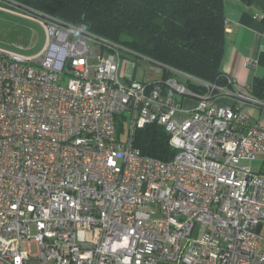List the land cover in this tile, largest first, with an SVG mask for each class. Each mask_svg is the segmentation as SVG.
<instances>
[{"label":"built area","instance_id":"2783aa9c","mask_svg":"<svg viewBox=\"0 0 264 264\" xmlns=\"http://www.w3.org/2000/svg\"><path fill=\"white\" fill-rule=\"evenodd\" d=\"M0 9L47 33L33 56L0 48V264H264V173L242 162L264 156V98L183 73L200 87L137 80L130 64L124 83L119 43ZM151 123L172 159L134 145Z\"/></svg>","mask_w":264,"mask_h":264},{"label":"trees","instance_id":"16d2710c","mask_svg":"<svg viewBox=\"0 0 264 264\" xmlns=\"http://www.w3.org/2000/svg\"><path fill=\"white\" fill-rule=\"evenodd\" d=\"M17 1L175 69L176 72L164 68V77L183 73L211 83L229 84L221 70L226 41L224 0ZM187 84L193 89L200 87L190 79ZM248 89L264 98V76L256 78ZM118 121L121 131L120 118ZM133 141L143 154L162 160H170L176 153L170 135L156 123L138 128Z\"/></svg>","mask_w":264,"mask_h":264},{"label":"crops","instance_id":"0c3cea01","mask_svg":"<svg viewBox=\"0 0 264 264\" xmlns=\"http://www.w3.org/2000/svg\"><path fill=\"white\" fill-rule=\"evenodd\" d=\"M224 4L226 41L221 70L233 82V85H226L228 89L244 90L256 78L264 76V0L249 3L224 0ZM247 58L255 61V65L245 66ZM186 101L189 107L196 104L192 99H184V103Z\"/></svg>","mask_w":264,"mask_h":264},{"label":"rangeland","instance_id":"374dc122","mask_svg":"<svg viewBox=\"0 0 264 264\" xmlns=\"http://www.w3.org/2000/svg\"><path fill=\"white\" fill-rule=\"evenodd\" d=\"M6 4V3H4ZM7 5V4H6ZM10 6L12 9L21 11L18 6ZM123 39L128 37L123 36ZM47 42V33L44 26L33 19L24 17L20 14L8 12L0 9V47L10 50L18 51L27 56H33L39 53ZM97 53L100 52V46H96ZM107 53L112 51H106ZM117 57H120V78L122 82L127 83L125 78L126 66L130 64V70L134 71V76L137 80L142 81H154L163 77V73L159 71L160 66L157 62L149 58L148 56L138 53L126 46H123L116 53ZM119 55V56H118ZM128 70V68H127ZM179 82L188 83L186 75L177 73L172 75ZM225 87L226 85H222ZM176 97L181 100L182 97L176 94ZM185 99L196 100L194 97L185 96ZM197 101V100H196ZM228 103L227 99L223 102ZM188 102L184 103L185 106ZM128 122L130 118L120 117V126L122 130L128 129ZM123 139H127V134H124ZM245 164H248L254 168L255 171H262L264 173V156H258L252 160H243ZM261 234L264 237V226L261 229ZM32 252H37V246L35 243L31 244ZM49 264H57L56 262H50Z\"/></svg>","mask_w":264,"mask_h":264}]
</instances>
